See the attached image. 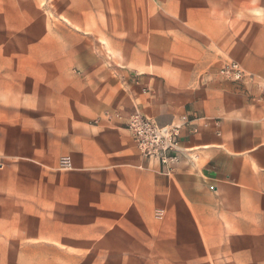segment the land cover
Here are the masks:
<instances>
[{"label":"crops","instance_id":"crops-1","mask_svg":"<svg viewBox=\"0 0 264 264\" xmlns=\"http://www.w3.org/2000/svg\"><path fill=\"white\" fill-rule=\"evenodd\" d=\"M67 4L81 32L43 29L49 45L0 60L8 227L43 222L34 234L60 260L264 264V19L228 24L216 0ZM31 13L11 16L18 30ZM59 31L81 39V60L59 52ZM231 60L253 78L213 75ZM134 111L188 118L171 173L137 148Z\"/></svg>","mask_w":264,"mask_h":264},{"label":"rangeland","instance_id":"rangeland-1","mask_svg":"<svg viewBox=\"0 0 264 264\" xmlns=\"http://www.w3.org/2000/svg\"><path fill=\"white\" fill-rule=\"evenodd\" d=\"M218 14L226 18V23L235 24L238 20L256 21L264 19V0H216ZM78 6V5H76ZM67 0H0V60L22 59V45L30 38L36 43L49 45L48 36L42 35L45 29L50 35L52 29H66L72 32H81L76 25L64 17L63 9L68 8ZM32 9V10H31ZM70 9V7H69ZM32 13L28 20H25L23 28L18 30L17 19L12 20L11 16H18L23 11ZM20 12V13H19ZM245 29L249 25H244ZM9 27L6 30L2 28ZM17 27V28H16ZM58 32L59 52L66 50L63 55L68 54L69 59L81 60L82 53L78 51L82 45L80 38L74 35H63ZM46 35V34H45ZM99 40V37L96 41ZM13 44L15 46H10ZM98 58L97 53L94 55ZM83 58H87V55ZM235 61V60H233ZM219 69V68H218ZM217 70V69H216ZM213 75H220L219 70ZM248 71V70H247ZM249 72V71H248ZM252 74V73H251ZM10 214L3 211L0 206V264H112V261L104 260H60L52 258L56 255L54 249L45 238L35 235L34 232L42 231L43 222L27 218L26 226L23 228H10L8 225L15 223L10 219ZM39 224L38 228L35 227ZM10 232V234H8ZM25 233V235H18Z\"/></svg>","mask_w":264,"mask_h":264},{"label":"built area","instance_id":"built-area-1","mask_svg":"<svg viewBox=\"0 0 264 264\" xmlns=\"http://www.w3.org/2000/svg\"><path fill=\"white\" fill-rule=\"evenodd\" d=\"M219 74L237 85L253 78L244 66L233 60L224 64ZM187 124L188 118L183 117L181 124L162 125L155 119L134 111L129 114L125 126L131 131L140 153L146 158H158L169 174L172 166L179 161L180 137ZM65 166L70 167L69 159L65 160Z\"/></svg>","mask_w":264,"mask_h":264}]
</instances>
